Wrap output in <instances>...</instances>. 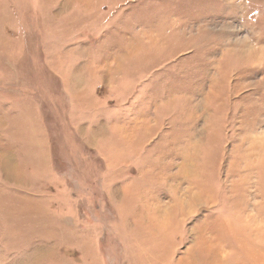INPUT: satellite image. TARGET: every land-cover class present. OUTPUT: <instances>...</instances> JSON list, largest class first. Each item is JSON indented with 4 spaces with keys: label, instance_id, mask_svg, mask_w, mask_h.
<instances>
[{
    "label": "rangeland",
    "instance_id": "obj_1",
    "mask_svg": "<svg viewBox=\"0 0 264 264\" xmlns=\"http://www.w3.org/2000/svg\"><path fill=\"white\" fill-rule=\"evenodd\" d=\"M0 264H264V0H0Z\"/></svg>",
    "mask_w": 264,
    "mask_h": 264
},
{
    "label": "bare ground",
    "instance_id": "obj_2",
    "mask_svg": "<svg viewBox=\"0 0 264 264\" xmlns=\"http://www.w3.org/2000/svg\"><path fill=\"white\" fill-rule=\"evenodd\" d=\"M247 171V170H246ZM241 174V173H240ZM243 174H245V177L247 176V178L250 176V173H249V171H247V174H246V172L245 171H243ZM246 179V178H245Z\"/></svg>",
    "mask_w": 264,
    "mask_h": 264
}]
</instances>
